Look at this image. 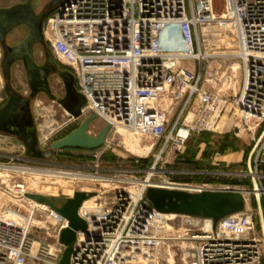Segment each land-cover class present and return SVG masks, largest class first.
Wrapping results in <instances>:
<instances>
[{"label": "built area", "instance_id": "1", "mask_svg": "<svg viewBox=\"0 0 264 264\" xmlns=\"http://www.w3.org/2000/svg\"><path fill=\"white\" fill-rule=\"evenodd\" d=\"M222 11L214 17L212 0H63L47 20L44 36L55 61L72 73L75 89L85 99L78 119L97 116L110 131L124 128L149 135L164 140V147L170 142L184 146L192 134L217 132L221 116L230 113L237 112L244 127L255 120L258 130L264 123V0H225ZM214 24L222 26L226 45L236 53L212 55L219 66L209 73L204 64L212 57L206 53L216 29L205 27ZM224 58L235 59L241 68L234 99L205 86L216 81L212 76L226 64ZM164 95L174 103L171 112L162 107ZM253 159L257 171L264 164V138ZM119 180L135 188L119 193L102 219L83 214L85 202L80 207L88 227L76 235L70 264H113L123 243L147 239L146 229L157 215L146 206V195L161 185L151 182L152 174L143 181L132 173ZM22 187L17 186L14 196L27 200L31 211L15 218L0 215V264H60L65 250L60 234L69 222L47 206H33L31 193ZM195 187L196 192L208 190ZM22 189L27 199L17 194ZM38 210L41 228L54 234V244L35 236L31 220ZM189 240L193 246L187 264H264V234L250 208L222 218L215 228L195 231Z\"/></svg>", "mask_w": 264, "mask_h": 264}, {"label": "rangeland", "instance_id": "2", "mask_svg": "<svg viewBox=\"0 0 264 264\" xmlns=\"http://www.w3.org/2000/svg\"><path fill=\"white\" fill-rule=\"evenodd\" d=\"M22 1L25 0H0V7L12 6ZM49 1L37 0L36 8L38 10L42 9ZM224 1L212 0L214 17L217 19L223 12ZM209 27L216 29V33L213 35L214 39L211 50L208 51L210 54L214 56L236 53L235 48L229 44L226 45L227 39L222 26L214 24L208 25L205 28L208 29ZM25 36L26 31L24 29L16 30L9 37L8 44H16ZM213 56L204 64L209 73L213 71L212 69L215 71V68L219 66L217 62L219 59L213 58ZM2 60L3 49L0 45V109L7 104L9 97L6 91L7 81L4 78L2 70ZM36 60L37 63H42L43 61L40 49L36 50ZM223 61L226 64H222L223 68L219 71L218 75L212 76V78H216V81L211 80L212 82L205 83V86L210 90L223 94L226 99H234L239 93L241 85V68L233 58H227V61L224 58ZM49 81L52 94L58 99H63L66 96L63 81L56 75H52ZM11 84L13 89L20 95L24 97L29 96L30 89L22 63H16L13 66ZM31 112L37 132L39 148L43 152L50 151L51 145L54 142L71 134L83 123L81 119L73 118L58 101L49 99L45 94H40L34 99L31 104ZM221 118L223 127L218 128V131L215 133H209V136L213 139L211 148L213 150L218 149L224 136L233 137L226 151L243 149L245 151V160L242 168H231L226 172L236 170L244 173L242 175H224V169H218L214 173H210L207 172L209 170L207 162L201 160L190 161V159H194V156L196 157L197 152L202 147L200 142L203 138H199L200 134H192L187 141H191L190 148L188 152L185 150L186 152L183 155L179 153L183 151V147L186 144L179 146L170 142L164 147V140L157 141L149 135L133 131L121 134L118 130H111L106 140L107 143L99 149H65L55 152L50 159H44L27 156V148L18 137L0 133V168H19L3 171V174L0 170V215L15 218L16 215L23 216V213L31 211L27 200L18 199L19 202L11 201L12 198L14 199V190H16L18 185L24 186L28 193L48 197L57 206H62L68 198L73 197L74 192L81 191L83 188L86 191L89 188L88 182L84 183L86 181H73L64 177H61V180L59 177L34 174L30 172V169H49L55 172L81 173L82 175L90 174L89 176L95 175V177L102 178L106 184L117 185V187L112 186L110 189H105L100 187L99 183H95V187L98 188L97 191L99 192L95 193L92 199H89L91 200L90 205L82 208L83 214H87L90 218L94 219H102L105 216L107 211L114 205L115 198L119 193L130 187L132 189L135 188L134 186L123 185L119 182V179H123L132 173L136 181H143L147 174H152L151 182L154 185L170 188L168 185L173 183L181 186L180 188L177 186L175 189L150 188L154 190L159 189L175 193L183 192L189 195H200L203 192L239 194L241 197L239 205L243 208L234 214L243 213L249 208L252 209L256 213L258 230L263 232L264 195L262 194L258 198L252 191L255 189V184L259 185L260 189L264 191V164H259L256 171L254 159L250 158L248 162V157H250L249 155L264 131V123L258 130H255L254 134L250 129L249 123L246 127L239 123L237 112L234 115L233 113L224 117L222 115ZM106 125L102 119H98L92 123L91 129L95 133H99ZM235 129L242 130L241 134H238ZM138 136H143L146 140L155 141V147L147 155L138 153V156H136L127 147ZM162 150L164 151L158 159ZM154 166L155 171H151V168ZM23 169H29V171L26 172ZM245 172L248 175H245ZM195 181L202 188L208 190L202 192L177 190L195 189L194 185H187L194 184ZM226 188L227 190H223ZM146 199V206L155 212L157 221L149 223L150 225L146 229L147 233H145L147 236L146 240L136 241L131 244L123 243L116 251L113 264H187L193 246L189 237L195 231L210 229L212 226L215 228L218 222L215 223L212 217L205 216L204 213L195 215L173 212V210H169V207L161 209L157 207L153 199H149L147 196ZM215 200H222L224 203L231 202L226 196H222L221 199L216 197ZM91 211H95V214L91 215ZM32 220L42 222L40 226L34 225L35 236L49 244H54V234L45 230V228H41L43 227L44 220L39 210L36 211L35 217ZM155 243L160 244L161 248L158 249ZM185 253L188 255L184 256Z\"/></svg>", "mask_w": 264, "mask_h": 264}, {"label": "water", "instance_id": "3", "mask_svg": "<svg viewBox=\"0 0 264 264\" xmlns=\"http://www.w3.org/2000/svg\"><path fill=\"white\" fill-rule=\"evenodd\" d=\"M32 2L33 0H28L27 3L23 5L0 9V44L5 50V56L2 60V70L4 78L7 81L6 90L10 92V98L7 104L0 109V132L18 137L27 148V156L33 158L50 159L55 152L65 149H99L106 143L111 128L109 125H106L99 133H95L91 129V125L98 120L97 116L89 117L77 130L63 139L54 142L51 145L50 151L43 152L39 148V141L31 112V104L35 97L39 94H45L49 99L58 101V103L75 119H78L81 116V109L85 105V99L76 91L75 80L71 72H68L67 76L64 72H54L63 80L66 89V96L63 99H58L52 94L49 81L50 68L48 65H38L34 55V47L36 44L42 42V34L41 19L36 16L32 8ZM19 26H27L30 30L29 35L21 44L9 48L6 43L8 34ZM45 53L49 62H51V52L45 50ZM18 62H21L25 69L26 81L31 91L28 97L20 95L13 89L11 84L12 69ZM263 138L264 132L252 150L250 158H253L254 153ZM254 188H257L256 184L254 185ZM153 190L154 189H149L146 196L149 199L154 200L151 196V191ZM187 195L188 201L191 203L194 202V198H197V201L199 202L198 208H190L187 210L180 208V206L183 205V201L176 196H174L173 205H169L170 200H167L168 203H166L164 208L169 207V210L179 213L195 215L204 213L205 216L212 217L215 223L228 215L234 214L239 209L242 210L243 208L239 205V203H241V197L237 193L203 192L200 195ZM94 196L95 193L76 191L74 192L73 197L68 198L62 206H57L46 196L40 194H28L29 199L58 212L69 222L68 228L63 230L60 234L59 241L65 246L60 264H70L76 235L80 231H85L88 227L87 222L79 216L80 207L84 202ZM222 196L228 197V200L231 202L224 203L222 200H215L216 197L221 199Z\"/></svg>", "mask_w": 264, "mask_h": 264}, {"label": "bare ground", "instance_id": "4", "mask_svg": "<svg viewBox=\"0 0 264 264\" xmlns=\"http://www.w3.org/2000/svg\"><path fill=\"white\" fill-rule=\"evenodd\" d=\"M209 31L210 32H214L215 30L210 27L209 28ZM207 55L209 57L212 56V54H210V52H207L206 53V56ZM183 65L185 67L189 68L190 70H193L194 69L193 64H191L189 62H184ZM161 104H162V107L165 110H168L169 112L172 111L174 103H173L172 99L169 96L164 95L162 97ZM193 118H194V115L193 114H190L189 121L193 120ZM249 125H250L251 131L255 132V130L257 129V122L255 120H252V121L249 122ZM222 127H223V124L221 123L218 128L220 129ZM118 131L121 134H125L126 132H128V130L127 129H124V128H118ZM238 131H240V133L242 132V130H238ZM127 147L129 149V151L132 152L136 156H138L137 155L138 153L146 154L147 155L155 147V141H153V140H146V138H144L143 136H138L133 142H130L127 145ZM159 158H160V156L158 157V159ZM11 169L15 170V169H19V168H14V167L13 168H10V167H1L0 168L2 174H3V171H7V170H11ZM23 170L26 171V172L29 171V169L28 170L23 169ZM30 172H32L34 174H40V175H43V176H52V177H59V178H61V177L63 178L64 177V178H68V179L73 180V181H86L84 183H87L88 182V187L89 188L86 191L84 190V188L81 190V191H85V192L98 193L99 191H97L98 188L95 187V183H99V186L102 187V188H105V189H110L112 186L113 187L114 186L117 187V185L106 184L103 181L102 178L95 177V175L94 176H89L90 174L89 175L88 174L87 175H84V174L82 175L81 173L80 174H77V173H62V172H57V171L55 172L54 170L51 171L49 169H47V170H33V169L31 170L30 169ZM62 178H61V180H62ZM84 187H86V186H84ZM22 188H24V187H22ZM154 188L170 189V188H168L166 186H160V187H154ZM177 190H179V191H194L195 189H177ZM223 190H227V188L226 189H223ZM252 192L258 198L262 196V190L260 189L259 185H257V188L254 189ZM17 194H20V198L27 199L26 196H25L27 194V192L25 191V189L20 190ZM151 196L154 198V200H155V202H156V204H157V206L159 208H164V206L166 205V203H168L167 200H170L169 205H173L174 196L178 197L179 199H182L183 205L180 206V208H184L185 210H187V209H190V208L191 209H195V208H198L199 207L198 206L199 205V202L197 201V198H194V202L191 203V202L188 201V195L185 194V193H183V192L172 193V192H167L165 190L155 189V190L151 191ZM13 197H14V199L12 198L11 201L19 202V200H18L19 197H15V196H13ZM90 201L91 200L86 201L84 203V206L90 205L91 204ZM31 203H32L33 206H37V203L35 201H31ZM41 206L44 207L45 205H41ZM91 212H92L91 215L92 214L93 215L95 214V211H91ZM32 223L34 225H37V226L42 225V222H38L36 220H34V221L32 220ZM263 234H264V232H263ZM155 246L158 249L161 248L160 247V244H158V243H155ZM187 255H188L187 253L184 254V256H187Z\"/></svg>", "mask_w": 264, "mask_h": 264}, {"label": "crops", "instance_id": "5", "mask_svg": "<svg viewBox=\"0 0 264 264\" xmlns=\"http://www.w3.org/2000/svg\"><path fill=\"white\" fill-rule=\"evenodd\" d=\"M209 133H202L199 135V138H203L201 140V149L197 152L196 157L194 156V159L190 161H197L201 160L208 163L209 170L207 172L214 173L216 170H222L224 169L227 171L231 168H242V165L244 164L245 160V151L243 149H232L231 151H221L220 145L225 143V141H228L231 143V140H233V137L230 136H224L222 143L219 145L218 149L213 150L211 148L213 144V139L209 136ZM198 138V137H197ZM211 138V139H210ZM191 141L187 142L186 145L183 147V151H180V155H183L184 152H188L190 148ZM199 143V144H200ZM206 148V150H205ZM186 150V151H185ZM250 156V155H249ZM250 160V157H248V162ZM201 183V182H200ZM187 185H199L197 181L194 182V184H187ZM264 232V231H263Z\"/></svg>", "mask_w": 264, "mask_h": 264}, {"label": "flooded vegetation", "instance_id": "6", "mask_svg": "<svg viewBox=\"0 0 264 264\" xmlns=\"http://www.w3.org/2000/svg\"><path fill=\"white\" fill-rule=\"evenodd\" d=\"M27 1L28 0H25V1H22V2H18V3H16V4H14V5H12V6H6V7H0V9H6V8H11V7H14V6H16V5H23V4H26L27 3ZM62 1L63 0H50L48 3H46L44 6H43V8L42 9H40V10H38L37 8H36V2H37V0H33V2H32V8H33V10H34V12H35V14H36V16H38L40 19H41V34H42V42L41 43H39V44H36L35 45V47H34V55H35V58H36V50L37 49H40L41 51H42V56H43V61H42V63H37L38 65H40V66H46V65H48V67L50 68V76H49V80H50V77L52 76V75H56V76H58L59 77V75L58 74H56V73H54L55 71H58V72H64L65 74H66V76H67V73L69 72L70 73V71H68L67 69H65L64 67H61L56 61H55V59H54V57H53V55H52V53H51V55H52V61L51 62H49V59H48V57H47V55H46V53H45V50H49L50 51V49H49V46L47 45V43H46V40H45V36H44V29H45V26H46V23H47V20L49 19V17L52 15V13L62 4ZM21 29H24L25 31H26V36L21 40V41H19V42H17L16 44H13V45H9L8 44V39H9V37L16 31V30H21ZM29 32H30V30H29V28L27 27V26H19V27H17V28H15V29H13L9 34H8V37H7V40H6V43H7V46L9 47V48H13V47H15V46H17V45H19V44H21L27 37H28V35H29ZM1 45V44H0ZM1 47H2V49H3V58H4V56H5V50H4V48H3V46L1 45ZM51 52V51H50ZM36 62H37V60H36ZM18 63H21V62H18ZM23 65V64H22ZM24 67V66H23ZM25 70V69H24ZM60 78V77H59ZM61 79V78H60ZM62 80V79H61ZM63 81V80H62ZM7 91V90H6ZM8 92V91H7ZM30 93H31V91H30ZM8 94H9V97H8V100H9V98H10V92H8ZM30 95V94H29ZM40 95V94H39ZM37 97V96H36ZM35 97V98H36ZM8 102V101H7ZM0 133H2V132H0ZM4 134H6V133H4ZM10 135V134H9ZM13 136V135H12ZM16 137V136H15Z\"/></svg>", "mask_w": 264, "mask_h": 264}, {"label": "trees", "instance_id": "7", "mask_svg": "<svg viewBox=\"0 0 264 264\" xmlns=\"http://www.w3.org/2000/svg\"><path fill=\"white\" fill-rule=\"evenodd\" d=\"M230 143L228 141H225V143L220 145V150L221 151H226V148L228 147Z\"/></svg>", "mask_w": 264, "mask_h": 264}]
</instances>
